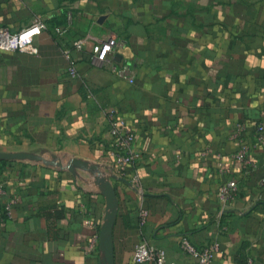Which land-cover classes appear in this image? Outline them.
Listing matches in <instances>:
<instances>
[{
    "label": "crops",
    "instance_id": "1",
    "mask_svg": "<svg viewBox=\"0 0 264 264\" xmlns=\"http://www.w3.org/2000/svg\"><path fill=\"white\" fill-rule=\"evenodd\" d=\"M36 17L47 23L37 53L0 50V151L45 158L0 159L13 202L0 264H101L103 179L118 200L114 264H154L133 260L143 239L168 263L192 264L184 236L218 241L212 264H264V0H0V32ZM111 37L124 43L118 71L91 61ZM110 116L136 131L134 164L100 147ZM75 158L85 165L71 169ZM229 178L239 191L223 207Z\"/></svg>",
    "mask_w": 264,
    "mask_h": 264
},
{
    "label": "built area",
    "instance_id": "2",
    "mask_svg": "<svg viewBox=\"0 0 264 264\" xmlns=\"http://www.w3.org/2000/svg\"><path fill=\"white\" fill-rule=\"evenodd\" d=\"M72 10L68 11L67 26H57L55 29L58 33L63 34L67 32L72 26L73 21ZM47 28V23L43 17H36L30 24L21 28L16 32H0V50H20L30 53H37L38 48L35 44V37ZM123 45V42H120ZM115 38H105L99 40L95 46L91 61L94 65L103 66L109 63L113 71H118V64L114 60V53L120 44ZM76 48L83 47V40L77 39L73 42ZM69 74L73 77L77 75V70L74 66L69 67ZM94 102L93 94H89L85 102V112L82 115L85 123H88V110ZM107 141L100 142V147L107 148L111 157L118 165L134 164L140 157L136 150L135 144L137 140L136 131L131 128L126 122L125 118H117L110 116L107 118V126L105 129ZM255 133L259 141L264 143V123L261 122L255 129ZM244 151H240L237 157L242 158ZM239 191V184L235 178H229L220 187L219 200L223 207H226L237 196ZM8 194L7 187L0 184V201L3 211L0 210V218L12 217L13 202L6 200L5 196ZM89 224L94 228H98V224L94 220H89ZM99 231L96 230L93 244L98 243ZM181 249L189 254L192 258V264H212L216 253L220 249L218 241H212L206 245H196L188 237L184 236L180 241ZM133 260L137 263H144L152 261L154 264H172L166 261V251L150 243L148 240L139 241L133 252Z\"/></svg>",
    "mask_w": 264,
    "mask_h": 264
},
{
    "label": "water",
    "instance_id": "3",
    "mask_svg": "<svg viewBox=\"0 0 264 264\" xmlns=\"http://www.w3.org/2000/svg\"><path fill=\"white\" fill-rule=\"evenodd\" d=\"M22 158L34 159L38 161L45 160V158L40 155L25 154L23 152L11 153L0 151V159ZM77 164L85 165V162L75 158L72 160V164H70L69 167L73 169L75 165L77 166ZM100 186L102 188V192L104 193L107 199V213L105 215V222L102 224L99 233L100 248L104 252V258L101 261V264H114V246L112 240V231L113 225L115 223V217L117 214L118 200L114 187L109 181L104 179L101 180Z\"/></svg>",
    "mask_w": 264,
    "mask_h": 264
},
{
    "label": "trees",
    "instance_id": "4",
    "mask_svg": "<svg viewBox=\"0 0 264 264\" xmlns=\"http://www.w3.org/2000/svg\"><path fill=\"white\" fill-rule=\"evenodd\" d=\"M0 208H1L0 210H1V211H3V207H2V206H0Z\"/></svg>",
    "mask_w": 264,
    "mask_h": 264
}]
</instances>
